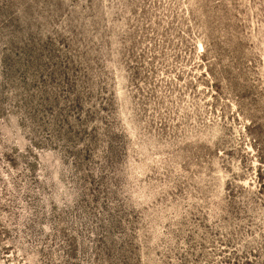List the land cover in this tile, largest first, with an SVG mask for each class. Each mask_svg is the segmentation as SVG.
<instances>
[{"label":"rangeland","instance_id":"374dc122","mask_svg":"<svg viewBox=\"0 0 264 264\" xmlns=\"http://www.w3.org/2000/svg\"><path fill=\"white\" fill-rule=\"evenodd\" d=\"M0 264H264V0H0Z\"/></svg>","mask_w":264,"mask_h":264}]
</instances>
